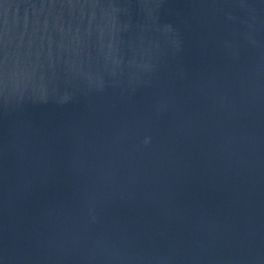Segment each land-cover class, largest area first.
I'll list each match as a JSON object with an SVG mask.
<instances>
[{
	"label": "water",
	"instance_id": "obj_1",
	"mask_svg": "<svg viewBox=\"0 0 264 264\" xmlns=\"http://www.w3.org/2000/svg\"><path fill=\"white\" fill-rule=\"evenodd\" d=\"M0 264H264V0H0Z\"/></svg>",
	"mask_w": 264,
	"mask_h": 264
}]
</instances>
